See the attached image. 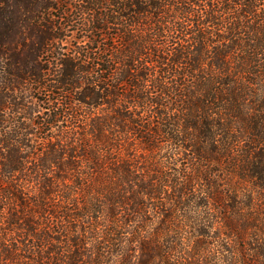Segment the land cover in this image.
<instances>
[{
	"label": "trees",
	"instance_id": "1",
	"mask_svg": "<svg viewBox=\"0 0 264 264\" xmlns=\"http://www.w3.org/2000/svg\"><path fill=\"white\" fill-rule=\"evenodd\" d=\"M0 264H264V0H0Z\"/></svg>",
	"mask_w": 264,
	"mask_h": 264
}]
</instances>
